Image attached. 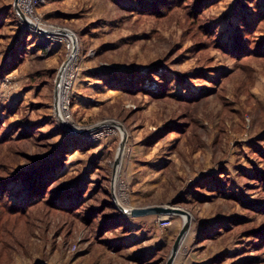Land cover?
<instances>
[{
  "label": "rangeland",
  "instance_id": "rangeland-1",
  "mask_svg": "<svg viewBox=\"0 0 264 264\" xmlns=\"http://www.w3.org/2000/svg\"><path fill=\"white\" fill-rule=\"evenodd\" d=\"M14 4L0 264H264V0ZM167 205L189 219L133 213Z\"/></svg>",
  "mask_w": 264,
  "mask_h": 264
},
{
  "label": "water",
  "instance_id": "water-1",
  "mask_svg": "<svg viewBox=\"0 0 264 264\" xmlns=\"http://www.w3.org/2000/svg\"><path fill=\"white\" fill-rule=\"evenodd\" d=\"M14 7L16 9V11L18 12V14L20 15V17L23 19V21H25L26 23L30 24L31 26L35 27V28H40L39 25L34 22L33 20H31L24 12L23 10L21 9V7L19 6V0H15V4H14ZM74 37V35H72ZM75 38V37H74ZM73 38V39H74ZM75 41V40H74ZM125 140V139H124ZM124 140L122 141L121 143V146H120V150H119V155L117 157V160H116V166L118 165L119 163V158H120V155L122 154V151H123V146H124ZM117 169V168H116ZM116 171V170H115ZM175 212H181V213H185V216L187 219H189V213L187 211H184V210H179V209H176V208H172L170 206H151V207H147V208H141V209H135L133 211V213L135 215H146V214H171V213H175ZM187 227H188V221H186L184 223V226L180 232V235L178 236L174 246H173V249H172V254H171V257H173L180 245V242L183 238V236L186 234L187 232Z\"/></svg>",
  "mask_w": 264,
  "mask_h": 264
},
{
  "label": "bare ground",
  "instance_id": "bare-ground-1",
  "mask_svg": "<svg viewBox=\"0 0 264 264\" xmlns=\"http://www.w3.org/2000/svg\"><path fill=\"white\" fill-rule=\"evenodd\" d=\"M74 40H75V38H74ZM73 40V42H75ZM70 62L68 63H66L64 66H63V69H62V71L60 72L61 73V76H60V78H59V81H58V85H57V88H56V91H57V98H56V101H57V106H58V113H59V115L60 116H63L64 114H63V112H64V110H66V106H65V104L67 103V100H66V98H67V96H63V93L65 94V92L66 93H68L67 91H68V87L69 86H67V87H65V77H64V75L66 74V72H67V70H70ZM68 73V72H67ZM68 83V82H67ZM65 91V92H64ZM76 131V130H75ZM116 177V176H115ZM114 177V180H116V178ZM183 244V240H181V242H180V246Z\"/></svg>",
  "mask_w": 264,
  "mask_h": 264
},
{
  "label": "built area",
  "instance_id": "built-area-1",
  "mask_svg": "<svg viewBox=\"0 0 264 264\" xmlns=\"http://www.w3.org/2000/svg\"><path fill=\"white\" fill-rule=\"evenodd\" d=\"M40 0H19L20 5L22 4V8L28 13L33 11V4H37ZM162 224H167L170 221H168L166 218L162 219Z\"/></svg>",
  "mask_w": 264,
  "mask_h": 264
}]
</instances>
